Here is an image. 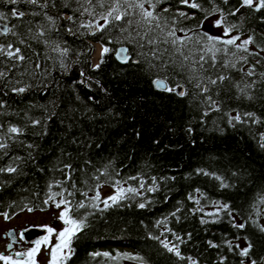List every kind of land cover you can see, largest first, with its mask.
<instances>
[{
    "label": "trees",
    "instance_id": "obj_1",
    "mask_svg": "<svg viewBox=\"0 0 264 264\" xmlns=\"http://www.w3.org/2000/svg\"><path fill=\"white\" fill-rule=\"evenodd\" d=\"M63 2L55 0L57 7L48 8L52 16H65L64 21H58L61 32H52L50 36L58 38L63 47L71 50L69 70L65 72L56 61L46 59L47 55H54L50 49L33 43V49L41 53L39 59L43 67L48 69V87L36 86L22 95L6 88L7 95L0 94V99L6 102V108L0 110L4 113L0 115V123L23 127L24 135L18 139L23 144L35 145L33 149H28L16 143L8 150L9 155L25 158L31 152L35 160H29L23 166L27 175L12 179L10 185L0 191V211H9L13 216L22 213L21 198H29L37 206L34 211H41L40 199L32 193L43 192L50 176L48 170L61 160L71 162L76 168L83 165L86 159L95 166H103L111 160L112 168L121 170L122 177L142 174L157 178L175 177V180L165 179L160 183L159 191L147 194L152 203L145 209L138 208L133 202L131 207L112 208L102 215L90 217L91 227L74 242L75 254L67 264H113L105 261L104 257L93 260L90 255L93 252L138 255L144 258L146 264H187L168 253L157 240L150 238L162 230L156 227V222L169 216L177 207L183 208L179 214L182 219L177 223L171 218L168 226L185 238L187 233L192 234L187 243L180 245L182 255L198 259L199 264H217L219 256L224 255L227 256L225 264H240L238 255L227 248H209L207 241L221 243L227 238L243 247V237L247 236L253 243V257L259 260L264 256V233H260L251 223L238 231L231 227L223 213L219 223L201 225L199 214L192 215L188 211L194 207L188 195L200 189L207 197V201H201L202 205L208 204L206 211H213L210 202L218 201L231 205L234 214H237L236 223L247 219L252 213L250 206L257 194L264 192V149L257 143L258 134L264 133V123L232 128L227 118L216 112L204 117L202 123L201 108L188 96L181 98L154 88L152 81L157 76L156 72L146 70L143 63L136 65L129 61L122 65L115 60L117 47L126 46L132 54L134 50L131 45H108V37L101 33L73 36L64 30L62 25L71 10L61 7ZM230 3L236 5L237 0H230ZM168 4L175 5V0H168L161 7ZM20 7L26 10L29 6ZM199 18L197 15V20ZM25 19L40 21L41 17L28 15ZM188 23L194 24L196 21ZM244 28L254 30L258 39L264 38V10L245 16ZM101 36H104L103 40ZM101 43L111 51L105 55V63L100 70L93 71L91 58L94 45ZM77 53L82 54L78 57ZM134 58L143 60L142 57ZM32 59L37 58L33 56ZM257 70L264 71V67L258 65ZM81 71L92 78L91 87L77 83L83 79ZM160 75L163 76V73ZM18 78L34 85L40 82V77L32 79L18 75ZM97 80L99 86L95 83ZM178 82L184 83L183 80ZM167 83L171 86L174 81L169 79ZM257 88L264 89V84L258 83ZM254 95L257 97L254 101H238L232 98V93L222 92V109L255 112L264 120V99L260 98L264 97V91ZM53 103L59 106L53 107ZM51 112L56 115L47 120ZM29 119H40L42 124L36 128L27 126ZM189 127L192 128L191 133L187 131ZM73 139L77 141L76 144L72 143ZM69 152L71 157L64 155ZM7 161L8 157H4L0 160V166ZM37 168L44 171L40 172ZM197 169L216 173L232 186L221 188L215 179L197 175ZM234 172L236 175H233ZM55 175L60 176L59 173ZM3 179L9 178L5 176ZM13 201L16 207L10 209L8 206ZM261 208L264 210V206ZM259 223L264 224V215L259 218ZM236 236L241 239L236 241ZM168 239L174 240L171 234H168ZM119 264L134 262L123 260Z\"/></svg>",
    "mask_w": 264,
    "mask_h": 264
},
{
    "label": "snow or ice",
    "instance_id": "obj_2",
    "mask_svg": "<svg viewBox=\"0 0 264 264\" xmlns=\"http://www.w3.org/2000/svg\"><path fill=\"white\" fill-rule=\"evenodd\" d=\"M167 2L168 0H64L60 6L69 8L71 14L66 16L62 28L73 36L104 34L108 37V45H131L133 53H129L128 47H121L116 50L117 59L125 64L129 61L136 65L143 63L146 70L156 72L157 76L152 83L158 91L181 98L188 96L201 108L202 123L203 118L210 116L212 112L226 117L232 128L237 125L251 127L264 123L255 112H242L237 108L222 109L224 101L221 99L222 92H230L232 98L238 101H254L257 99L254 93L264 91L257 88L258 83L264 84V71L257 70L258 65L264 67V38L258 39L254 30L244 28V17L264 10V0H237L236 5H232L230 0H175V5L161 7ZM21 5L29 7L25 10ZM49 6L56 8L55 0H0V37H3L0 39V94L7 95L6 88H10L14 94L22 95L36 86L48 87V69L43 67L39 59L41 53L33 49V43L50 49L54 55H47L46 59L56 61L58 67L65 72L69 70L72 63L71 50L63 47L58 38L50 36L52 32H61L58 21H64L65 16H52L48 11ZM241 9L248 11L242 12ZM28 15L39 16L41 19L26 20ZM197 15L200 17L198 20ZM232 17L236 19L233 20ZM188 21L196 23L189 24ZM212 30H218L219 34H213ZM104 36H101V40ZM110 51L107 45L101 43L100 61L92 65L93 71L100 70L105 63V55ZM81 54L77 53V56ZM33 56L37 59L33 60ZM134 56L142 57L143 60ZM18 75L30 76L32 79L40 77V82L37 85L25 83ZM80 76L83 79L77 83L91 87L92 78L87 77L83 71ZM169 79L174 81L171 86L167 83ZM179 80L184 83L178 82ZM95 83L99 86L98 80ZM102 90L106 91L103 88ZM58 106L53 103V107ZM5 108L6 102L0 99V110ZM3 114L0 112V115ZM54 115L55 112L48 114L47 120H51ZM41 124L40 119H29L27 126L36 128ZM187 131L191 133L192 128L189 127ZM23 135V127L0 123V160L8 157V161L0 166V191L10 185L12 179L27 175L23 166L29 160H35L31 152L27 154V158L9 155L8 150L12 144H23L18 139ZM72 143L76 144L77 141L73 139ZM257 143L264 149V133L258 134ZM23 147L33 149L35 145L27 143ZM64 155L71 157L72 154L69 152ZM112 163L110 160L103 166H95L91 160L86 159L83 165L76 168L71 162L61 160L50 168V176L43 192L36 191L32 195L40 199L41 211L49 208L57 210L56 219L63 227L57 230L50 225H43L47 234L37 240L34 247L26 251H12L14 244L24 238L23 233H20L18 241L8 244L5 251L0 252V264H40L37 257L42 250L48 256L47 264H67L75 254L74 242L91 227L90 217L102 215L112 208L131 207L133 202H136L138 208L145 209L152 203L147 194L159 191L163 180H175V177L157 178L142 174L122 177L121 170L113 169ZM37 170L44 171L42 168ZM196 171L197 175L218 181L221 188L232 186L216 173L204 169ZM77 172L80 173L79 176L76 175ZM55 173L60 176L57 177ZM5 176L9 179H3ZM131 181L136 183L132 184ZM105 186L112 189L107 196L101 192ZM188 200L194 205L188 211L192 215L199 214L201 225L219 223L223 219V213L228 217L231 227L238 231L251 223L260 233H264V224L259 223V218L264 215L261 208L264 206V192L257 194L250 206L252 213L240 223H236L237 214H234L235 210L228 203L212 201L210 203L214 210L206 211L208 204L202 205L201 201H207V197L200 189L190 193ZM8 207H16V202L13 201ZM36 207L29 198H21V212L26 210L31 213ZM182 211V207H177L169 216L158 220L156 227L162 230L150 238L157 240L168 253L179 260L186 261L187 264H199L198 259L186 257L180 251V245L187 243L192 234L187 233L185 238L168 226L171 218L177 223L181 221L179 214ZM0 216L5 221L13 218L9 211H0ZM168 234L174 240H169ZM8 235H14V231ZM240 239V236L235 237L236 241ZM243 240V247L227 238L221 243L208 240L207 244L213 249L227 248L241 258L240 264H264V256L259 260L253 257L252 241L247 236ZM90 255L93 260L104 257L105 261L113 264H119L123 260L146 264L142 256L126 253L113 255L108 252H93ZM226 260L227 256L221 255L217 264H225Z\"/></svg>",
    "mask_w": 264,
    "mask_h": 264
},
{
    "label": "rangeland",
    "instance_id": "obj_3",
    "mask_svg": "<svg viewBox=\"0 0 264 264\" xmlns=\"http://www.w3.org/2000/svg\"><path fill=\"white\" fill-rule=\"evenodd\" d=\"M215 33H218V30H212ZM95 50L93 52L92 55V63H94L95 60H98L97 58L100 55L101 52V45L99 46V55L95 54L97 47L96 44L94 45ZM100 58V57H99ZM101 192L104 196H107L109 194H111L112 189L111 188H107L104 187L101 189ZM56 215H57V210L54 208H49L48 210L45 211H34V212H22L20 214H17L15 216H13L12 219L5 221L4 218L2 216H0V252L5 251L6 246L9 243L8 238L6 237V234L9 231H15V233H17L16 237H17V241L19 240V234L23 233V231L28 228V227H42L43 225H50L52 227H54L55 229L59 230L63 227V225L61 224V222L56 219ZM46 231H44L43 233H41L40 235H42V237H44L46 235ZM53 242H55V238L53 237ZM19 243L22 245V250L21 251H26L31 247H34L35 244H26L24 243L23 240H19ZM17 250L16 248H14L12 251ZM20 250V248H19ZM37 259L40 261V264H47L48 261V256L47 254L42 250L39 254V256L37 257Z\"/></svg>",
    "mask_w": 264,
    "mask_h": 264
},
{
    "label": "water",
    "instance_id": "obj_4",
    "mask_svg": "<svg viewBox=\"0 0 264 264\" xmlns=\"http://www.w3.org/2000/svg\"><path fill=\"white\" fill-rule=\"evenodd\" d=\"M121 47H125V46L117 47V49H119ZM114 58H115V60L118 63H120L122 65L125 64V63H121L117 59V52L116 51H115V54H114ZM44 231L45 230L43 229V227H37L36 226V227H28V228H26L23 231V236L26 234V238H27V240L25 239V237L23 238L24 243H26V244H33L34 245L37 240H41L43 238L42 235H40V234L43 233ZM10 232H13V230L12 231H9L8 233H10ZM8 233L6 234V237L8 238L9 243H13L14 241H17V237H16L15 231H14V235H12V236H9ZM15 244H17V243H15Z\"/></svg>",
    "mask_w": 264,
    "mask_h": 264
},
{
    "label": "flooded vegetation",
    "instance_id": "obj_5",
    "mask_svg": "<svg viewBox=\"0 0 264 264\" xmlns=\"http://www.w3.org/2000/svg\"><path fill=\"white\" fill-rule=\"evenodd\" d=\"M16 235H17V233H16ZM14 248H16V249L20 248V250H22L24 247L22 248V245L18 242L17 244L14 245Z\"/></svg>",
    "mask_w": 264,
    "mask_h": 264
},
{
    "label": "bare ground",
    "instance_id": "obj_6",
    "mask_svg": "<svg viewBox=\"0 0 264 264\" xmlns=\"http://www.w3.org/2000/svg\"><path fill=\"white\" fill-rule=\"evenodd\" d=\"M96 47H97V50H96V52H95V54H97V55H99V45L98 44H96ZM24 237H25V239L27 240V238H26V234L24 235Z\"/></svg>",
    "mask_w": 264,
    "mask_h": 264
},
{
    "label": "built area",
    "instance_id": "obj_7",
    "mask_svg": "<svg viewBox=\"0 0 264 264\" xmlns=\"http://www.w3.org/2000/svg\"><path fill=\"white\" fill-rule=\"evenodd\" d=\"M95 63H96V61H94V63H92V65L95 64Z\"/></svg>",
    "mask_w": 264,
    "mask_h": 264
}]
</instances>
